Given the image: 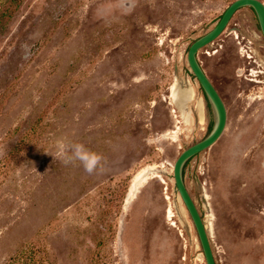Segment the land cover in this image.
I'll return each instance as SVG.
<instances>
[{"label": "rangeland", "instance_id": "1", "mask_svg": "<svg viewBox=\"0 0 264 264\" xmlns=\"http://www.w3.org/2000/svg\"><path fill=\"white\" fill-rule=\"evenodd\" d=\"M231 1L0 0V264H205L172 165L214 121L187 48ZM256 26L253 10L237 12L198 59L226 123L183 176L217 264H264ZM62 139L100 166L63 163Z\"/></svg>", "mask_w": 264, "mask_h": 264}, {"label": "water", "instance_id": "2", "mask_svg": "<svg viewBox=\"0 0 264 264\" xmlns=\"http://www.w3.org/2000/svg\"><path fill=\"white\" fill-rule=\"evenodd\" d=\"M251 8L255 13L257 23L264 37L263 1L232 0L223 10L216 23L209 30L195 38L189 44L186 52L188 66L213 109L214 121L205 136L188 145L178 153L172 165V176L174 185L196 232L205 264H217V261L211 247L205 222L191 197L183 175L218 143L226 123V109L219 92L205 73L198 59L207 46L227 34L237 12L252 10ZM187 160L188 162L185 164Z\"/></svg>", "mask_w": 264, "mask_h": 264}, {"label": "clouds", "instance_id": "3", "mask_svg": "<svg viewBox=\"0 0 264 264\" xmlns=\"http://www.w3.org/2000/svg\"><path fill=\"white\" fill-rule=\"evenodd\" d=\"M56 157L68 164L78 161L88 173H92L100 166L101 156L87 149L82 143L70 142L62 139L57 142Z\"/></svg>", "mask_w": 264, "mask_h": 264}, {"label": "bare ground", "instance_id": "4", "mask_svg": "<svg viewBox=\"0 0 264 264\" xmlns=\"http://www.w3.org/2000/svg\"><path fill=\"white\" fill-rule=\"evenodd\" d=\"M151 168L152 166L143 167L133 175V178L131 180V183L127 191V195L125 199L126 203L129 202L134 197V194L137 191V188L139 187V185H141L145 181L149 173V170Z\"/></svg>", "mask_w": 264, "mask_h": 264}, {"label": "flooded vegetation", "instance_id": "5", "mask_svg": "<svg viewBox=\"0 0 264 264\" xmlns=\"http://www.w3.org/2000/svg\"><path fill=\"white\" fill-rule=\"evenodd\" d=\"M252 9V8H251ZM253 10V9H252ZM254 12V11H253ZM255 14V13H254ZM257 20V19H256ZM256 29H257V31H260V28H259V25H258V23H257V26H256ZM260 33H261V31H260ZM262 34V33H261ZM263 36V35H262ZM248 39V41H250L251 43L253 42L252 40H250L249 38H247Z\"/></svg>", "mask_w": 264, "mask_h": 264}, {"label": "trees", "instance_id": "6", "mask_svg": "<svg viewBox=\"0 0 264 264\" xmlns=\"http://www.w3.org/2000/svg\"><path fill=\"white\" fill-rule=\"evenodd\" d=\"M220 15H221V14H220ZM219 17H220V16H219ZM189 159H190V158H189ZM189 159H188V160H189ZM188 160L185 162V164L188 162ZM185 164H184V166H185ZM183 168H184V167H183ZM183 174H184V170H183ZM201 216H202V215H201Z\"/></svg>", "mask_w": 264, "mask_h": 264}]
</instances>
